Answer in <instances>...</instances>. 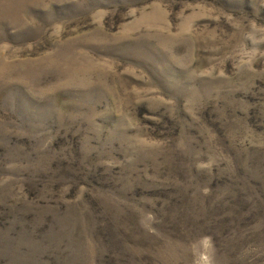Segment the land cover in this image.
I'll list each match as a JSON object with an SVG mask.
<instances>
[{
    "label": "rangeland",
    "instance_id": "374dc122",
    "mask_svg": "<svg viewBox=\"0 0 264 264\" xmlns=\"http://www.w3.org/2000/svg\"><path fill=\"white\" fill-rule=\"evenodd\" d=\"M264 264V0H0V264Z\"/></svg>",
    "mask_w": 264,
    "mask_h": 264
},
{
    "label": "clouds",
    "instance_id": "9594fccd",
    "mask_svg": "<svg viewBox=\"0 0 264 264\" xmlns=\"http://www.w3.org/2000/svg\"><path fill=\"white\" fill-rule=\"evenodd\" d=\"M192 264H219L215 241L210 235H202L190 245Z\"/></svg>",
    "mask_w": 264,
    "mask_h": 264
}]
</instances>
